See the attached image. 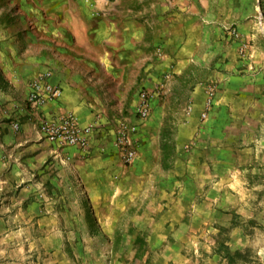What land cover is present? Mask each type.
Returning <instances> with one entry per match:
<instances>
[{"label": "crops", "instance_id": "obj_1", "mask_svg": "<svg viewBox=\"0 0 264 264\" xmlns=\"http://www.w3.org/2000/svg\"><path fill=\"white\" fill-rule=\"evenodd\" d=\"M154 22L158 57L154 36L144 40ZM46 71L62 95L34 107L29 84ZM141 90L159 93L144 122ZM0 98L9 197L83 199L98 224L140 199L180 207L196 167L264 158V0H0ZM69 113L91 128L84 148L39 131ZM123 119L138 126L126 166L115 146Z\"/></svg>", "mask_w": 264, "mask_h": 264}, {"label": "rangeland", "instance_id": "obj_2", "mask_svg": "<svg viewBox=\"0 0 264 264\" xmlns=\"http://www.w3.org/2000/svg\"><path fill=\"white\" fill-rule=\"evenodd\" d=\"M153 36L158 57L159 23L145 42ZM227 160L233 166L186 174L193 182L181 183L180 207L140 199L121 214L108 209L117 220L99 224L86 200L46 205L2 190L0 264H264V158L259 167L242 155Z\"/></svg>", "mask_w": 264, "mask_h": 264}, {"label": "built area", "instance_id": "obj_3", "mask_svg": "<svg viewBox=\"0 0 264 264\" xmlns=\"http://www.w3.org/2000/svg\"><path fill=\"white\" fill-rule=\"evenodd\" d=\"M95 1V0H93ZM51 73L49 71L40 73L29 84L28 102L34 107H41L47 102L59 99L62 95L60 87L50 82ZM213 90H208V95L212 96ZM158 91L141 90L138 95L136 106V116L139 121L144 122L148 119L151 112V103L158 96ZM1 104V98H0ZM204 117V114L202 115ZM12 129L17 131L19 124H11ZM138 126L127 120H120L115 134V146L120 155L123 165L133 162L136 154V143L134 134ZM40 133L51 143L58 145L76 146L84 148L90 134V126H82L78 117L72 113L66 114L58 119L43 120L39 125ZM2 132L0 130V136Z\"/></svg>", "mask_w": 264, "mask_h": 264}]
</instances>
